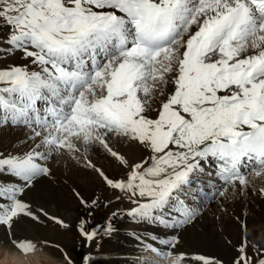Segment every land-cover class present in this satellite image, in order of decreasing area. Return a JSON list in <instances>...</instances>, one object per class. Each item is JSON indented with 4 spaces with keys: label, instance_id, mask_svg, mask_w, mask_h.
I'll use <instances>...</instances> for the list:
<instances>
[{
    "label": "snow or ice",
    "instance_id": "1",
    "mask_svg": "<svg viewBox=\"0 0 264 264\" xmlns=\"http://www.w3.org/2000/svg\"><path fill=\"white\" fill-rule=\"evenodd\" d=\"M0 30V55L24 61L0 65V127L22 129L28 141L22 152L0 151V177H10L0 180L8 236L0 244L12 254L37 250L13 239L12 228L48 216L25 192L50 175L53 158L95 172L136 205L134 220L171 229L201 214L190 199L193 174L214 169L221 197L230 188L246 195L248 177L264 175V0H0ZM117 138L139 148V160L116 150ZM97 152L124 177L95 164ZM240 224L230 264H264V226L253 235L247 220ZM81 231L88 241L97 236ZM176 245L143 244L160 264H190Z\"/></svg>",
    "mask_w": 264,
    "mask_h": 264
},
{
    "label": "bare ground",
    "instance_id": "2",
    "mask_svg": "<svg viewBox=\"0 0 264 264\" xmlns=\"http://www.w3.org/2000/svg\"><path fill=\"white\" fill-rule=\"evenodd\" d=\"M23 62L19 53L11 56L0 55V65ZM24 141H27L24 131L13 129L11 133L3 132L0 135V151H3L5 154L24 151L27 146L25 144L21 146V143ZM112 144L116 150L132 160H139L141 157L139 148L135 146L129 147L127 144L120 143L118 138L114 139ZM6 145H8L7 148H5ZM91 159H93V162L98 160L105 167L104 172L111 178L124 177V170L119 167L114 159L108 157L103 152L94 153ZM52 160L56 163L57 169L54 170L50 167V175L38 179L25 192V199L33 209L38 210L43 208L48 213V216H44L38 212L37 214L40 216L39 221H34L30 217H24L19 222L14 223L12 228V231L15 230L12 233L13 239L34 241L37 244V248L40 246L41 249L39 250L48 249V245L50 244L56 245L57 243H62L67 237H76V230L82 229L75 225L74 221L86 219L85 217L89 214L90 202L96 200L99 203L98 198L104 197L106 200H109L117 194V191L107 188L97 175L92 174L90 170H86L81 164L75 162L76 165L73 168L67 169L65 162L70 160L63 157L53 158ZM106 162L108 164H105ZM208 172H213V175L193 174V179L197 181V188L195 187L191 190V193H195L191 194L194 205H204L206 200L212 196L210 190L214 189L215 192V188L220 184L218 178L214 175V170H209ZM253 178L256 179L257 177L253 176ZM9 179L10 177L8 176L0 177V180L3 181ZM256 181L258 180L256 179ZM249 183L251 182L249 181ZM254 184L253 181L251 185L254 186ZM258 188L250 187L249 192L240 199V203L245 204V207L248 209L246 213L242 214L248 217L252 213L255 214V219L253 217L249 218L258 221L259 231L261 226H264V197L259 195ZM81 197L88 202L87 205L81 203ZM129 205H132V208L136 207L132 202L129 201L128 204L125 200L122 208L116 210L108 227L112 228L113 231L108 232L107 242L100 248L99 254L94 257L91 256L92 252L87 254V258L90 261L95 262L96 260L106 258V260H109L104 261L105 264H140L139 259H136V257H141L143 264H160L158 258L152 254L148 255L150 260L145 259L146 257L143 256L145 253L143 246L144 239L161 247H163L164 243L175 239L177 245L174 251L178 250L185 253L186 260L191 258L190 264H200L199 261L194 259L197 255L218 257L223 259L226 264H230L231 258L235 255L232 247L234 244L231 243L229 245L227 243L226 240L228 238L226 239V235H233L232 230L236 229L235 221L239 216L238 213H234L229 218L230 223L225 224L223 228H214L215 226L212 223L211 227L208 228V226L199 225L198 220L190 226L181 229H171L164 228L159 224H138L128 215L129 211L126 207ZM218 214L219 212H217ZM50 217L58 218L63 223L58 224ZM203 232L206 233L205 237L203 236ZM152 236L157 237V239L151 241ZM137 237L144 239H137ZM7 239V230L0 227V241L6 242ZM0 264H32V262L28 254H23L19 251L12 254L10 248H6L3 244H0Z\"/></svg>",
    "mask_w": 264,
    "mask_h": 264
},
{
    "label": "rangeland",
    "instance_id": "3",
    "mask_svg": "<svg viewBox=\"0 0 264 264\" xmlns=\"http://www.w3.org/2000/svg\"><path fill=\"white\" fill-rule=\"evenodd\" d=\"M6 35H7L6 30H0V41H2L6 37ZM7 56H11V55H7ZM13 129H17L18 131L19 130L24 131L20 128L0 127V135L3 132L11 133ZM22 144L23 145L25 144L26 146L28 144V141H24L23 143H21V146ZM7 146L8 145H6L5 148H7ZM94 163H96L99 167H101L104 170L105 167H103L102 164L98 162V160ZM105 164H108V162H106ZM74 165H76L75 161L65 162V166L67 169L73 168ZM48 166L51 167V169L52 168L54 170L57 169L56 168L57 165L53 160H50L48 162ZM209 170L213 171L214 169L212 168L206 169V171H209ZM91 172L92 174L96 175L95 172L93 171ZM253 176L254 175H250L248 177L249 181L251 182L250 185L253 184V181L255 183L254 186L251 185L250 187H253L256 189L259 187L258 188L259 190L264 188V175L257 177L256 179L258 181H256V179L253 178ZM220 186H221L220 184L217 185V187L215 188L216 190L215 192H214V189L210 190V193L212 192L211 193L212 196H210L209 199L206 200V203L201 206L202 207L201 214L198 217V219L194 221V223H196L199 220V225H205V226H208V228H210L211 223H212L215 226L214 228L216 227L223 228L225 224L230 223L229 218H231L232 215H234V213H238L239 215L238 217L240 219L239 220L236 219L235 221L236 229L232 230L233 235L232 234L226 235V239L228 238L226 240L227 243L228 241H231V243H233L234 245H238L240 243L239 241L241 237L240 221L247 220L249 227L246 231L250 234H253V233L255 234L258 231L259 223H257L258 221L256 220L254 221V219L256 218L255 214L252 213L249 215L250 218L252 217L254 218L253 220L250 219L245 214H242V213H246L248 209L245 207V204L240 203V199L242 198L241 195L232 194V189L230 188L229 192L226 193L224 197H221L218 194ZM191 194H195V193H191ZM117 197H120V198H117ZM192 197L193 196L191 195L190 199H192ZM98 199H99V203H98L99 206L92 205V201L90 202L89 214L87 217H85L86 219H83L81 221L80 220L74 221V224L79 226L85 232H91L93 230L97 232V236L92 241L86 240L85 236L82 234V231L78 229L76 230V233H77L76 237L74 238L73 236L67 237L66 239L62 241V243H59V244L57 243L56 245L50 244L48 245V249L46 250L44 249L39 250L41 248L40 246H38L35 252L28 254V256H30L31 258L32 264H105L104 261H108L109 259L106 260V258H104L103 260L99 259V260H96L95 262L94 261L92 262L90 261V259L87 258V254L89 252L95 253L96 255L99 254L100 248L103 247V245L107 242L108 233L107 234L105 233L108 227L110 226L112 217L114 216L118 208H122V205L125 202V200H126V203L128 204H129V201L126 198V196H124L123 194L119 192H117V194L111 197L109 200H106L104 197H100ZM131 206L129 205L126 207L128 208V211L132 209ZM222 208L223 209L226 208L227 212L222 211ZM217 212H219L218 215H217ZM134 221L137 222L138 224H142V222H139L136 220ZM14 231L15 230H13L12 233ZM203 236L205 237L206 233L203 232ZM140 264H142V262H140Z\"/></svg>",
    "mask_w": 264,
    "mask_h": 264
}]
</instances>
